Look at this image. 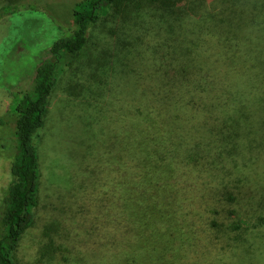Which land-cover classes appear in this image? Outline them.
Returning a JSON list of instances; mask_svg holds the SVG:
<instances>
[{"label":"rangeland","instance_id":"1","mask_svg":"<svg viewBox=\"0 0 264 264\" xmlns=\"http://www.w3.org/2000/svg\"><path fill=\"white\" fill-rule=\"evenodd\" d=\"M79 1L0 0V11L38 9L0 21V116L9 121L0 126V216L17 148L13 92L32 89L42 53L63 35L52 18L72 25ZM131 121L190 126L261 168L264 183V0H120L90 30L50 97L38 143L40 205L18 264H215L200 227L164 217L86 252L89 226L49 200L72 188L77 162L83 169L96 155L93 134Z\"/></svg>","mask_w":264,"mask_h":264},{"label":"trees","instance_id":"2","mask_svg":"<svg viewBox=\"0 0 264 264\" xmlns=\"http://www.w3.org/2000/svg\"><path fill=\"white\" fill-rule=\"evenodd\" d=\"M119 1H79L70 26L52 18L63 35L42 53L32 89L13 92L17 148L0 216V264H18L20 242L40 205L38 143L50 97L86 47L90 30ZM25 10L38 9L31 3L7 4L0 21ZM8 125L0 116V126ZM93 136L96 155H89L83 169L77 162L72 188L54 189L49 199L89 226L83 250L117 242L137 224L164 217L200 227L203 247L217 251L215 264L225 259L264 264V183L261 168L244 155L213 146L190 126L165 121H131Z\"/></svg>","mask_w":264,"mask_h":264}]
</instances>
